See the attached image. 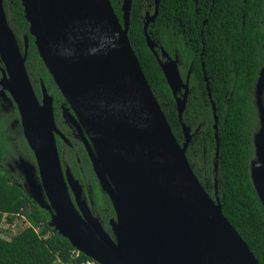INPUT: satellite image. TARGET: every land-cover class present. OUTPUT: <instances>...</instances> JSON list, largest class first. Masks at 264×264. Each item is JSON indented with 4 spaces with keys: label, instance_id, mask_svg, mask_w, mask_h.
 Instances as JSON below:
<instances>
[{
    "label": "water",
    "instance_id": "water-1",
    "mask_svg": "<svg viewBox=\"0 0 264 264\" xmlns=\"http://www.w3.org/2000/svg\"><path fill=\"white\" fill-rule=\"evenodd\" d=\"M21 1L40 56L69 105L63 107L64 119L83 142L116 213L111 223L114 240L87 208L74 205L69 185L77 197L80 187L70 169H62L57 136L65 137L56 124L54 99L43 84L38 99L26 69L28 47L23 55L0 0V99H11L18 107L37 164L20 160L26 188L52 213L56 231L100 264H260L224 216L220 200L205 191L189 164L190 129L183 125L186 142L181 146L147 81L129 39L132 0H123V24L110 0ZM159 4L156 0L155 14L147 15L145 33L182 121L190 74L184 82L178 58L162 49L163 61L147 31L158 17ZM263 90L264 69L257 87L263 127L256 137L258 159L251 168L264 206ZM217 124L216 117V130ZM86 224L110 250L91 236Z\"/></svg>",
    "mask_w": 264,
    "mask_h": 264
},
{
    "label": "trees",
    "instance_id": "trees-1",
    "mask_svg": "<svg viewBox=\"0 0 264 264\" xmlns=\"http://www.w3.org/2000/svg\"><path fill=\"white\" fill-rule=\"evenodd\" d=\"M110 1L123 24V0ZM4 9L23 55L28 47L26 69L36 95L42 99L43 84L54 99L57 127L71 141L68 145L57 137L62 167L70 168L86 193L88 187L92 189L96 212L112 234L105 218H115L112 202L102 192L84 145L72 137L65 123L63 107L69 105L40 56L22 1L4 0ZM155 12L156 0H132L131 45L181 146L186 142L183 125L190 129L187 159L201 185L214 200H220L224 216L264 264V206L251 172L259 128L256 88L264 68V0H160L158 17L147 31L161 58L162 49L178 58L184 82L190 74L182 121L176 98L147 42V15L152 17ZM16 120L20 121L17 106L0 100V233L4 225L28 222L13 238L0 236V264L90 260L82 253L76 256L77 250L52 225V215L29 195L23 175L8 168L9 161L20 158L37 167Z\"/></svg>",
    "mask_w": 264,
    "mask_h": 264
},
{
    "label": "flooded vegetation",
    "instance_id": "flooded-vegetation-1",
    "mask_svg": "<svg viewBox=\"0 0 264 264\" xmlns=\"http://www.w3.org/2000/svg\"><path fill=\"white\" fill-rule=\"evenodd\" d=\"M0 66H1V68H4V65H3V63L1 62V60H0ZM264 69V68H263ZM0 73H1V76L3 77V73H2V71H1V69H0ZM262 73V72H261ZM2 77L0 78V80L2 79ZM260 78H261V75H260ZM260 80V79H259ZM258 83H259V81H258ZM257 87H258V85H257ZM182 92H179L178 94H181ZM7 95L9 96V98H10V95H9V93H7ZM38 97V96H37ZM39 99V98H38ZM1 101H3L4 103H8L10 106H12L13 105V101L10 99V100H2V99H0ZM40 100V99H39ZM42 100V99H41ZM40 100V101H41ZM262 103H263V107H264V90H263V95H262ZM15 104V103H14ZM16 105V104H15ZM17 106V105H16ZM255 106H256V108H257V111H258V118H259V128H258V130L255 132V160L254 161H257V159H258V157H257V146H256V137L258 136V134L262 131V127H263V125H262V120H261V113H260V108H259V105H258V95H257V88H256V100H255ZM18 108V107H17ZM19 111V110H18ZM20 114V113H19ZM65 120V119H64ZM15 123L18 125V124H21V117H20V121L19 120H16L15 121ZM65 123L68 125V127H69V129H70V131H71V134H72V137L74 138V139H76V140H78V141H80L82 144H83V142L80 140V138L78 137V135H77V133H76V131H75V129L73 128V127H71L67 122H66V120H65ZM22 126V125H21ZM61 132V131H60ZM61 134H62V136H64L65 138H63V137H61V136H57V137H59L60 139H62V141H64L66 144H68V145H71V141L61 132ZM84 145V144H83ZM57 147H58V144H57ZM85 147V146H84ZM86 149V148H85ZM87 151V150H86ZM58 152H59V150H58ZM88 154V153H87ZM60 157V156H59ZM88 157H89V155H88ZM90 159V158H89ZM19 160V164H17V167H18V169H20V160H21V158L20 159H18ZM253 161V162H254ZM90 162H91V160H90ZM92 164V163H91ZM62 165V164H61ZM92 167H93V165H92ZM37 168V167H36ZM62 169H63V167H62ZM67 169H70L68 166L65 168V169H63V172L64 173H66V171H67ZM94 169V168H93ZM38 171V170H37ZM70 172H71V170H70ZM38 173V172H37ZM71 175H72V177H73V179L75 180V181H77L78 183H79V187H80V190H78V197H77V194H76V192H74L73 190H72V188H71V186L69 185V192H70V195H71V198H72V201H73V203H74V205L76 206V208L77 209H79L80 210V206H82L83 208H87L89 211H90V216H91V218L93 219V220H96L99 224H100V226L103 228V230L109 235V236H111L114 240H115V237H113L112 235H113V231H112V234H110L109 232H108V230H106L105 229V227H104V220H103V217L102 216H99V214H97V212H98V209L97 208H95V205H96V201H95V198H94V195H93V192L91 191L92 189L91 188H89L88 187V193H86L85 192V190H84V187L80 184V182H79V180H77L74 176H73V174H72V172H71ZM99 181V180H98ZM40 183V182H39ZM100 183V182H99ZM101 186V185H100ZM101 189H102V187H101ZM27 190H28V188H27ZM102 192H103V190H102ZM28 193H29V190H28ZM104 193V192H103ZM105 194V193H104ZM29 195H30V193H29ZM107 195V194H106ZM31 196V195H30ZM38 197V196H37ZM31 198H32V196H31ZM77 198H78V200H77ZM113 205V204H112ZM114 208V207H113ZM97 211V212H96ZM114 211H115V209H114ZM49 212V211H48ZM51 215H52V213L51 212H49ZM107 220H108V222H109V224H110V226H111V223H112V221H115L116 220V213H115V218H113V219H110L109 218V216H107V217H105ZM111 229H112V227H111Z\"/></svg>",
    "mask_w": 264,
    "mask_h": 264
},
{
    "label": "rangeland",
    "instance_id": "rangeland-1",
    "mask_svg": "<svg viewBox=\"0 0 264 264\" xmlns=\"http://www.w3.org/2000/svg\"><path fill=\"white\" fill-rule=\"evenodd\" d=\"M17 164H19V160H17V161L11 160L8 162V168L12 172H16V170H18L23 175V177L25 178V174H24L25 170L21 169V168L18 169ZM25 183H26V179H25ZM27 226H28V222H26L25 220H19L18 224L14 225V226L4 225L2 228V232L0 233V236L7 238V239H11Z\"/></svg>",
    "mask_w": 264,
    "mask_h": 264
},
{
    "label": "bare ground",
    "instance_id": "bare-ground-1",
    "mask_svg": "<svg viewBox=\"0 0 264 264\" xmlns=\"http://www.w3.org/2000/svg\"><path fill=\"white\" fill-rule=\"evenodd\" d=\"M110 178H111V180H112V182H113L114 184H117V182L115 181V178H114L113 175H110ZM117 188H118V190H119L118 185H117ZM119 193H120V197H121V199H122L123 205H124L125 208L129 211V213H130V215L132 216V218H133V220L135 221V223L138 224L137 219L135 218V216L133 215V213H132L130 207L127 205V202L125 201L124 195L121 193V191H119ZM86 226H87V229H88L89 233L91 234V236H92V237H93V238H94V239H95L100 245H102L105 249L110 250L109 246H107V245H106L104 242H102V240L99 238V236H98V234L96 233V231H95L93 228H91L88 224H86Z\"/></svg>",
    "mask_w": 264,
    "mask_h": 264
},
{
    "label": "built area",
    "instance_id": "built-area-1",
    "mask_svg": "<svg viewBox=\"0 0 264 264\" xmlns=\"http://www.w3.org/2000/svg\"><path fill=\"white\" fill-rule=\"evenodd\" d=\"M78 254H76L77 257L81 254L80 252L77 251ZM79 264H100L92 259L87 260V261H81Z\"/></svg>",
    "mask_w": 264,
    "mask_h": 264
}]
</instances>
